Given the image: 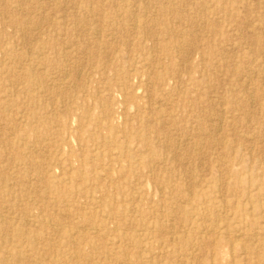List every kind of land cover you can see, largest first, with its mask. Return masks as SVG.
Here are the masks:
<instances>
[{
	"label": "rangeland",
	"instance_id": "1",
	"mask_svg": "<svg viewBox=\"0 0 264 264\" xmlns=\"http://www.w3.org/2000/svg\"><path fill=\"white\" fill-rule=\"evenodd\" d=\"M25 15L34 18L30 16L29 20ZM7 17L19 20L22 26L29 20L26 25L30 27L33 37H48L56 43L47 65L49 66L50 62L59 69L58 74L52 72L53 77L60 76V81L56 83L57 86L51 87V97H43L44 105L52 106L58 103L60 106L61 101L67 98L73 100L77 95L87 92L90 95L88 104L103 102L104 106V110L101 111L96 106L90 113L95 116H107L112 112L115 116L114 126H121L120 115L123 113V107H127L130 116L137 119V122L130 120V125L140 130V134L130 137L128 146L133 149L137 147L141 151L145 145L149 153L138 150L137 154H141L142 160L149 163L153 170L159 171L157 175L169 181L168 185L179 186L183 197H187L191 191H196L208 202H214L221 211L219 224L223 226V222H227L230 227L220 230L215 250L208 241L201 248L191 245L185 248V252L180 250L183 259L189 257V260L186 259L189 264H215V252L217 257L222 256L223 262L233 258L236 264H260V260L264 258V0H0V49L15 45L16 50H23L21 45L16 44L19 32L16 27L8 25ZM33 23L35 26L37 24L36 28L29 26ZM163 48L166 49L164 52ZM116 52H122L118 61L121 66L131 63V60H144L148 64L160 58L164 65L181 75L180 91L174 92L170 100L158 102L150 96L152 88H146L131 79L129 85L133 95L132 101L122 103L120 87L117 85L120 72L110 68ZM1 57L0 53L2 60ZM93 59L98 60L94 62L98 66L108 63L100 76H92L91 70L96 67L94 63L92 67ZM103 59L107 61H104V64ZM0 76V87L5 85L8 86L6 90L16 91L21 89L20 83L6 71ZM104 86L108 91L102 89ZM172 86L171 81L166 84V88ZM97 91L100 92L98 97L95 95ZM178 94L180 99L177 98ZM109 96H113V99ZM14 98L17 99L16 103L8 108L5 115L3 110L0 111V153L4 151L5 139V142L12 140H9L13 138L10 128L12 125V128L20 125V118H26L36 126L26 110L30 102H24L22 99L23 103L20 104L19 98ZM111 100L115 102L113 106H109ZM194 100L201 102V106L193 107ZM106 108L108 111L104 112ZM10 109L12 110L9 111ZM39 110L35 111L44 117L45 114ZM151 110H161V115L164 116L155 118L152 115L147 118ZM7 116L13 118L15 123L7 122ZM74 119L72 118L71 122L73 125ZM159 122L166 125L159 127L160 125H156ZM197 122L203 125L201 131ZM104 133H108L107 130ZM73 147L75 148L74 144ZM166 148L171 151L168 157L172 162L167 163L170 164L169 169L159 160L164 157ZM76 155V158L79 157V152L76 151ZM12 165L14 166L13 161L0 157L1 168ZM13 166L9 167L12 169L9 172L17 175L18 169ZM2 171L4 170L0 169V177L6 178L8 171ZM54 171L55 175L59 174L58 170ZM30 172L41 175L43 167L35 172L30 169ZM31 173L29 175H32ZM236 174H240L239 179H235ZM33 176L29 183L31 187L22 185L19 177V183L9 180L7 185L12 187L13 191H18L23 199L33 202L35 209L39 210L42 216L64 222V225L69 224L74 227L73 232L89 227L80 221V215L97 213L102 209L91 205L65 216L68 213L58 205L59 201L44 196L42 183L33 179ZM120 176H114L113 185L104 182L99 184L104 190L103 193L108 195L106 199L111 195L109 190L112 191L114 186H118V192L113 194L117 206L123 205L126 209L135 206L131 202L121 201L123 193L131 190L134 194L142 192V205L145 208L159 200L157 191L148 179L141 186L138 177L132 175V181L129 182ZM99 194L96 192L97 196ZM2 206L17 208L18 204L12 199H7ZM149 210L150 217L155 213L161 220L170 219L160 215V211ZM17 212V217L22 216L23 212ZM5 214L4 211L0 213L2 216ZM16 225L21 227L18 223ZM130 229L134 231L137 227ZM0 233H7L6 225L1 223ZM225 235L227 237H224ZM158 236L160 238L162 235ZM198 236H202V233L198 232ZM232 236L237 238L238 242L230 248L226 239L229 240ZM105 239L92 238L99 245L111 247ZM194 242L198 244L196 238ZM84 246L83 248L88 250L87 245ZM126 250L128 255L135 253L132 248ZM94 252L95 249H91L90 255ZM144 256L148 262L153 259L154 262L161 260L156 258L154 251H146ZM171 264L184 263L174 260Z\"/></svg>",
	"mask_w": 264,
	"mask_h": 264
},
{
	"label": "bare ground",
	"instance_id": "2",
	"mask_svg": "<svg viewBox=\"0 0 264 264\" xmlns=\"http://www.w3.org/2000/svg\"><path fill=\"white\" fill-rule=\"evenodd\" d=\"M29 17L27 16V18ZM29 20L26 22L29 23ZM6 22H8V25L10 24L17 28L19 37L16 44L21 45L23 50H16L15 45H10L9 47L1 46L0 53L2 60L0 59V74L6 71L20 83L21 89L16 91L6 90L8 86L5 85L0 87V90H2L0 111L3 110L2 113L5 115L8 108L16 103L17 99L14 97L19 98L20 104L23 103V99L24 102H30L26 110L29 118L34 120L36 126H33L31 121H27L26 118L21 116L20 125L14 128H12L13 125L11 128L9 127L13 138H9V140L12 139L9 142H5V139L3 142L4 151L0 153V157L7 161H13V168L18 169L17 175H13L12 171L9 172V170H12L9 167L12 168V166L0 167L1 170H4L2 172L8 171L6 178L3 176L4 173L1 175L3 177H0V181H2V183L0 182V213L3 211L6 213L5 216L0 215V223L6 225L7 229V233H0V264H171L174 260H180L184 264H189L190 262L187 260L190 258H186L187 260L183 259L184 257L180 254V250L185 252L191 245L201 248L207 241L213 250H215L217 246L216 239H218L220 230H227L230 227L227 222H223V226L219 224L221 211L217 209L218 207L215 203L208 202L207 199L196 191H191L187 197H183L182 189L179 186L168 185L169 181L157 175V173H160L159 171L156 172L149 163L142 160V155L137 154L139 150L137 147L133 149L128 146L130 137L138 133L140 134V130L134 125H130V120L137 122V119L130 116L127 107H123V113L120 115L121 126H114L113 121H115V116L112 112L111 115L107 116H95L90 113V110H93L94 107L97 106L102 111L104 106L102 105L103 102L102 104H97V101L95 102L96 104H88L87 100L90 95L87 92L86 94L77 95L73 100L67 98L61 101L60 106L57 105L58 103L52 106L44 105L42 101L43 97H51V87L57 86L56 83L60 81V76L53 77V72L58 74L59 69H56L50 62L49 66L47 65L49 55L53 53L52 50L56 43L52 42L48 37H33L29 29L30 27L26 25L28 23L22 26V22L19 23V20L15 18H8ZM34 24H29V26L36 28L37 24L36 26ZM164 50L166 49L163 48V52ZM121 54L122 52L120 54L119 52L114 53L112 57L113 63L109 66L111 69H118L120 72V74L118 73L120 77L119 83H116L120 87L121 97L123 98L122 103L132 101L131 97L133 95L130 92L131 88L129 85V80L131 79H135L138 84L144 85L146 88H152L150 96L158 102L168 101L175 94L174 92L180 91L181 85L179 80L181 75L164 65L160 61V58L148 64L144 60H131V63L121 66L118 64ZM5 59L7 63H5ZM95 60L92 61V64ZM105 60L103 59V64L107 62ZM54 64L57 65L56 62ZM94 64L92 67H94ZM105 65H108V63ZM105 65L98 66L95 64L96 67L91 70L92 76H100L106 70ZM108 80L106 81L108 82ZM116 80H118L117 77ZM170 81L173 83V86L166 88V84ZM102 89L105 90L107 88L104 86ZM102 89L100 88V90ZM185 92L187 93V90ZM98 93L100 92L97 91L95 95ZM177 98H181L180 94H178ZM111 99H113V96ZM114 104L115 102L111 100L109 106H113ZM192 106L199 107L201 106V102L194 100ZM35 110L41 111L45 116L43 117V115L38 114ZM106 111H108L107 108L104 112ZM161 112V110H151L147 114V118L152 115L155 118L164 116L161 115ZM222 116L224 115L222 114ZM72 118H75L74 125L71 123ZM5 120L15 123L14 119L8 116ZM139 122L141 123V121ZM156 125H160L159 127H161L166 124L159 122ZM197 125L201 131L203 125L199 122H197ZM106 130L108 133H104ZM143 131L146 132L145 130ZM142 149L139 151L146 154L149 153V149L145 145L142 146ZM169 149L166 148L164 157L159 159L161 164H165L166 169L170 167V164L167 163L172 162L168 157L171 152ZM76 151L79 152V157L77 158ZM149 156L152 158L150 154ZM36 159H40V161ZM224 162L230 163V161ZM41 166L43 167L41 175L30 172V169L32 172H35ZM54 170H58L59 174L55 175ZM146 172H149V174L147 175ZM30 173L32 175H29ZM115 175H121V178L129 182L132 181V175L138 177L141 186L148 179L157 191L159 200L150 207L145 208L142 205L144 199L142 192L134 194L131 190L123 193L121 201L131 202L135 206L129 209H126L123 205L117 206L113 194L118 192V186H114L112 191L109 190L111 195L106 199L108 195L103 193L104 190L99 185L103 182L113 185ZM32 176L33 179H38L42 183L44 196L54 198L56 202L59 201L58 205L62 206L64 211L68 213L65 216H70L74 210H81L91 205L101 207V211L97 213L88 212L80 215V221L84 222L86 226L88 225L89 229H79L73 232L74 227H70L69 224L64 225V222L60 223L49 216H42L39 210L35 209L33 202L23 199L18 194V191H13L12 187L7 185L9 180H14V182L16 180L19 183V177L22 185L31 187L29 183ZM239 178L240 174H236L235 179ZM96 192L100 193L99 196L96 195ZM7 199H12L17 203V208L15 206H2ZM149 209H153L154 212L160 211L162 212L160 215L167 216L170 219L161 220L157 216L158 214L155 213L153 217H150ZM18 210L23 212L22 216L18 215L19 217H17L16 213H18ZM96 218H99L97 220L100 222H97ZM17 223L20 224V228L17 227ZM110 225H112V228H110ZM130 227H137V229L132 231ZM198 232L202 233V236L199 237ZM159 234L162 235L160 238ZM93 237L106 238L105 240L111 247L97 244L92 240ZM224 237L227 236L225 235ZM195 238L198 244L194 242ZM226 240V244L230 248L234 247V244L238 242V239L233 236L229 240ZM84 245H87L88 250L83 248ZM128 248H132L135 253L128 255L129 253L126 250ZM91 249H95L92 256L90 255ZM146 251H154L158 256L156 258L161 260L155 261L157 263L154 262V259L148 262L144 256V252ZM213 257L217 260L215 264H236V260L233 258L223 262L222 256L217 257L215 252ZM260 264H264V258L260 260Z\"/></svg>",
	"mask_w": 264,
	"mask_h": 264
}]
</instances>
